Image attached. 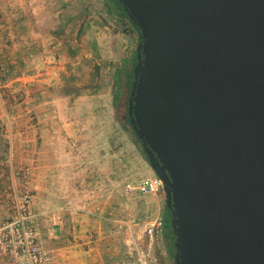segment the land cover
Returning a JSON list of instances; mask_svg holds the SVG:
<instances>
[{
	"label": "rangeland",
	"instance_id": "rangeland-1",
	"mask_svg": "<svg viewBox=\"0 0 264 264\" xmlns=\"http://www.w3.org/2000/svg\"><path fill=\"white\" fill-rule=\"evenodd\" d=\"M11 8L0 6L4 19ZM36 18L12 29L0 20V192L27 196L47 264H173L163 228L148 234L164 192L133 188L153 172L125 124L124 96L113 101L125 94L136 32L109 17L107 29L75 36ZM1 200L0 225L15 205Z\"/></svg>",
	"mask_w": 264,
	"mask_h": 264
},
{
	"label": "water",
	"instance_id": "water-1",
	"mask_svg": "<svg viewBox=\"0 0 264 264\" xmlns=\"http://www.w3.org/2000/svg\"><path fill=\"white\" fill-rule=\"evenodd\" d=\"M139 31L128 122L174 264H264V0H118Z\"/></svg>",
	"mask_w": 264,
	"mask_h": 264
},
{
	"label": "built area",
	"instance_id": "built-area-1",
	"mask_svg": "<svg viewBox=\"0 0 264 264\" xmlns=\"http://www.w3.org/2000/svg\"><path fill=\"white\" fill-rule=\"evenodd\" d=\"M133 188L141 195L163 191L161 180L153 173L140 179ZM0 197L10 198L15 204L10 220L0 225V264H47L48 257L33 223L27 196L20 200L16 190L5 189ZM161 229L162 217H156L150 222L148 234ZM138 261L127 259L122 264H146L143 259Z\"/></svg>",
	"mask_w": 264,
	"mask_h": 264
},
{
	"label": "crops",
	"instance_id": "crops-1",
	"mask_svg": "<svg viewBox=\"0 0 264 264\" xmlns=\"http://www.w3.org/2000/svg\"><path fill=\"white\" fill-rule=\"evenodd\" d=\"M0 6H4L5 9L12 6L11 9L5 10L8 12L5 13L7 14L5 19L3 13L0 12V20H7L5 24L7 29L16 24L18 18L19 20L22 18V21L25 20L26 15L33 14V19L37 22L36 13L39 10L46 14L50 20L62 22L65 32L75 36L77 34L82 36L89 30H92V35H95L98 28L99 32L102 28L107 29L104 19H109V17L122 20L114 14L105 12L102 9L101 0H2ZM60 6H63L62 12ZM38 8L39 10H37ZM123 20L126 21V19ZM107 21L111 22L110 20ZM14 27L18 26L15 25ZM0 204H3L2 200Z\"/></svg>",
	"mask_w": 264,
	"mask_h": 264
},
{
	"label": "trees",
	"instance_id": "trees-1",
	"mask_svg": "<svg viewBox=\"0 0 264 264\" xmlns=\"http://www.w3.org/2000/svg\"><path fill=\"white\" fill-rule=\"evenodd\" d=\"M102 2V9L109 13V14H114L116 16H118V18L121 19H126L129 26L136 32L137 34V41L140 40L139 38V31L136 28V26H134V24L127 18L126 13L123 11L121 4L118 2V0H101ZM136 63V57H135V50L132 53L131 56V67L130 68H126L124 70V80H123V85L126 88L125 89V94H123L122 92V88L120 87L119 89H116L113 93V101H115V106L116 108H118L117 104H118V100L119 98L123 95V105H124V116H125V121H126V125L130 128V130L132 131L133 135L135 136L136 141L140 144V141L137 139L134 131L132 130L129 122H128V116H127V112H126V107H127V98H128V93L130 91L131 88V82L133 80V74H132V68ZM118 74V73H117ZM118 80V79H117ZM121 81V80H120ZM125 125V126H126ZM142 148V146H141ZM142 152L144 154V156L146 157L144 150L142 148ZM147 160V158H146ZM148 161V160H147ZM170 219H171V214L170 211L167 209V207L164 205V213H163V218H162V228H163V240L166 246V251L168 253L169 256L172 257V261L174 264V259H173V253L175 251V246H174V237H173V231L171 228V224H170Z\"/></svg>",
	"mask_w": 264,
	"mask_h": 264
}]
</instances>
